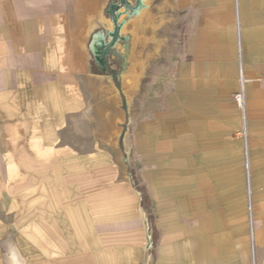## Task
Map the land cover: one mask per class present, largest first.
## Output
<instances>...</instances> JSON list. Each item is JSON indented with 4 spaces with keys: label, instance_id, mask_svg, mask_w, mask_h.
Listing matches in <instances>:
<instances>
[{
    "label": "crops",
    "instance_id": "0c3cea01",
    "mask_svg": "<svg viewBox=\"0 0 264 264\" xmlns=\"http://www.w3.org/2000/svg\"><path fill=\"white\" fill-rule=\"evenodd\" d=\"M119 3L0 0V264H264V0Z\"/></svg>",
    "mask_w": 264,
    "mask_h": 264
},
{
    "label": "rangeland",
    "instance_id": "374dc122",
    "mask_svg": "<svg viewBox=\"0 0 264 264\" xmlns=\"http://www.w3.org/2000/svg\"><path fill=\"white\" fill-rule=\"evenodd\" d=\"M122 1L126 3L128 0H120V3H119L120 7L117 10V14H118L117 15V24H119V27H118L119 28L118 29L119 32H120L121 29H124L127 26L126 21H127V17H128V11L127 10L125 11V14H124L123 17L120 15V11L122 12L123 8L125 7L123 4H121ZM115 2H117V1H115ZM139 4H140V2L138 1L135 4L136 5L135 7H138ZM150 8H151L150 13L148 15H145V17L142 18V22L141 21H137V20H136V22L132 21L133 23L131 22L130 25L128 26V28L125 29L126 30V32L124 33L125 36L123 35L124 39H122V37H120L118 39L119 41H118V45L117 46H119V47H116V48H122V49H119V50H121L124 54H126V52H127V46H128V43H129L128 39L126 37V34H128V32H129L128 29H133L134 28L133 26L137 25L138 23H139L138 32H141L142 38H141V35H140L139 40L134 41L133 37L131 36V40L130 41H131L132 47L136 48L141 43V40H142V45L141 46H147V48H152V47H154V45L157 44V41H158V38H159V34L161 32V29H162L161 28L160 15L163 12V5H161L160 0H155V1L153 0L152 3H151ZM139 14H136V15L138 16ZM105 35L107 36V34H105ZM114 43H117V42H112V44L110 46H113ZM109 47L107 46L106 51L109 49ZM143 56H144V54H143ZM116 60H118L120 62L124 61V59L122 57H120V58H118ZM120 70L123 71L121 68H120Z\"/></svg>",
    "mask_w": 264,
    "mask_h": 264
},
{
    "label": "bare ground",
    "instance_id": "6f19581e",
    "mask_svg": "<svg viewBox=\"0 0 264 264\" xmlns=\"http://www.w3.org/2000/svg\"><path fill=\"white\" fill-rule=\"evenodd\" d=\"M152 0H143V2L146 4V5H149L150 4V2H151ZM125 9L123 8V11L121 12L120 11V15L123 17L124 16V14H125ZM147 12H148V9L147 8H145V9H143L141 12H140V14L138 15V16H133L134 18H132V20L131 21H135L136 22V20L137 21H141L142 22V18L143 17H145V15H147ZM139 13V12H138ZM126 16V15H125ZM140 22V23H141ZM133 23V22H132ZM134 28L133 29H131V36L133 37V40L134 41H137V40H139V38H140V34H139V32H138V28H139V23L137 24V25H134L133 26ZM129 30V29H128ZM126 32V30L125 29H123L122 30V33H125ZM96 39H98V37L97 36H95V38H94V41L96 40ZM101 42V41H100ZM93 49H94V46H93ZM94 51H95V49H94Z\"/></svg>",
    "mask_w": 264,
    "mask_h": 264
},
{
    "label": "built area",
    "instance_id": "2783aa9c",
    "mask_svg": "<svg viewBox=\"0 0 264 264\" xmlns=\"http://www.w3.org/2000/svg\"><path fill=\"white\" fill-rule=\"evenodd\" d=\"M123 5L126 7V8H134V6H130V5H128V3H123ZM135 8H137V7H135ZM117 10H118V8L116 9V10H114V15H115V18L117 19ZM113 38L111 37L110 38V41H111V44H112V42H115V40H113ZM99 49H100V51H101V49H102V46H99ZM243 82H244V79H243V76H242V72H240V74H239V80H238V83H239V91L234 95V97H233V99H234V102L236 103V105L240 108V109H242V106H243V100H244V98H243V90H242V87H243ZM240 134H243V136L245 135L244 134V132H242V133H240Z\"/></svg>",
    "mask_w": 264,
    "mask_h": 264
},
{
    "label": "flooded vegetation",
    "instance_id": "af4514ba",
    "mask_svg": "<svg viewBox=\"0 0 264 264\" xmlns=\"http://www.w3.org/2000/svg\"><path fill=\"white\" fill-rule=\"evenodd\" d=\"M141 2V1H140ZM141 5V4H140ZM140 5L137 7V8H131L132 9V11L131 12H135L139 7H140ZM124 9L125 10H127L128 11V8H125L124 7ZM98 37V39H96L95 41H94V43H93V46H94V49H95V54L97 55V56H101V51L97 48V45H95V43L96 42H98L99 41V39H100V37L99 36H97Z\"/></svg>",
    "mask_w": 264,
    "mask_h": 264
},
{
    "label": "water",
    "instance_id": "95a60500",
    "mask_svg": "<svg viewBox=\"0 0 264 264\" xmlns=\"http://www.w3.org/2000/svg\"><path fill=\"white\" fill-rule=\"evenodd\" d=\"M107 48H102L101 49V54L103 55V53L106 51Z\"/></svg>",
    "mask_w": 264,
    "mask_h": 264
}]
</instances>
